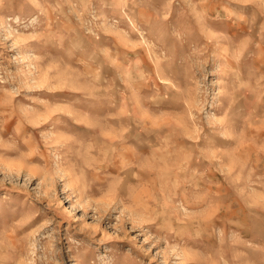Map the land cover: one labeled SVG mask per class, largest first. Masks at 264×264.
Instances as JSON below:
<instances>
[{
    "label": "rangeland",
    "instance_id": "obj_1",
    "mask_svg": "<svg viewBox=\"0 0 264 264\" xmlns=\"http://www.w3.org/2000/svg\"><path fill=\"white\" fill-rule=\"evenodd\" d=\"M0 264H264V0H0Z\"/></svg>",
    "mask_w": 264,
    "mask_h": 264
},
{
    "label": "bare ground",
    "instance_id": "obj_2",
    "mask_svg": "<svg viewBox=\"0 0 264 264\" xmlns=\"http://www.w3.org/2000/svg\"><path fill=\"white\" fill-rule=\"evenodd\" d=\"M53 111V110H52ZM58 112V111H57ZM53 113V112H52ZM18 171V170H17ZM12 172V171H11ZM105 203V202H104ZM111 203V202H110Z\"/></svg>",
    "mask_w": 264,
    "mask_h": 264
}]
</instances>
